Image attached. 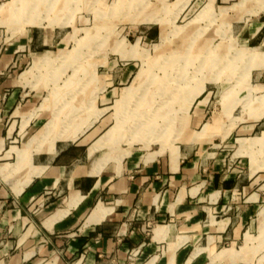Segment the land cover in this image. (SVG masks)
Wrapping results in <instances>:
<instances>
[{"label": "crops", "instance_id": "1", "mask_svg": "<svg viewBox=\"0 0 264 264\" xmlns=\"http://www.w3.org/2000/svg\"><path fill=\"white\" fill-rule=\"evenodd\" d=\"M11 11L0 0V264L255 263L247 249L264 242L263 117L242 128L232 154L176 146L95 157L103 148L90 153L92 133L59 119L43 133L56 112L48 117L35 73L53 38L11 34Z\"/></svg>", "mask_w": 264, "mask_h": 264}, {"label": "rangeland", "instance_id": "2", "mask_svg": "<svg viewBox=\"0 0 264 264\" xmlns=\"http://www.w3.org/2000/svg\"><path fill=\"white\" fill-rule=\"evenodd\" d=\"M7 2L8 32L53 38L35 73L48 117L53 108L67 130L92 133L87 146L112 130L113 146L95 157L176 146L232 154L242 128L264 119V30L249 38L264 22V0ZM260 244L247 249L253 264H264Z\"/></svg>", "mask_w": 264, "mask_h": 264}, {"label": "bare ground", "instance_id": "3", "mask_svg": "<svg viewBox=\"0 0 264 264\" xmlns=\"http://www.w3.org/2000/svg\"><path fill=\"white\" fill-rule=\"evenodd\" d=\"M210 3H211V2H210ZM207 8H209V7H207ZM200 91H201V89L193 93V95H192V97H191V99H190V103L193 101L194 97H195ZM200 93H201V92H200ZM58 112H59V111H58ZM58 112H57V113H58ZM57 113H55L53 119L47 124V126L45 127L43 133L48 134V133H51V132L55 131V129L57 128V125H58V119H57V116H58V115H57ZM68 124H69V123H68ZM112 134H113L112 130L107 131V132L105 133V135L102 137V140H100V141L98 140L96 143H94L93 145H91V148H90V149L93 148V150H95V149L103 148V147L105 146V144H108V142L112 139V137H111ZM171 156H172V158H173L174 161L178 159V155H177L176 152H172V153H171ZM19 158H20V157H19Z\"/></svg>", "mask_w": 264, "mask_h": 264}]
</instances>
